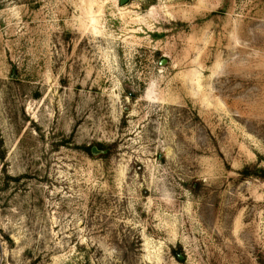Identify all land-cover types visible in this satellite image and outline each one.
<instances>
[{
	"label": "rangeland",
	"instance_id": "374dc122",
	"mask_svg": "<svg viewBox=\"0 0 264 264\" xmlns=\"http://www.w3.org/2000/svg\"><path fill=\"white\" fill-rule=\"evenodd\" d=\"M0 264H264V0H0Z\"/></svg>",
	"mask_w": 264,
	"mask_h": 264
},
{
	"label": "water",
	"instance_id": "95a60500",
	"mask_svg": "<svg viewBox=\"0 0 264 264\" xmlns=\"http://www.w3.org/2000/svg\"><path fill=\"white\" fill-rule=\"evenodd\" d=\"M128 2H129V0H119V4H120L121 6H125V5H127ZM92 152H93L94 154L100 153V151H98L96 148H93V149H92Z\"/></svg>",
	"mask_w": 264,
	"mask_h": 264
}]
</instances>
